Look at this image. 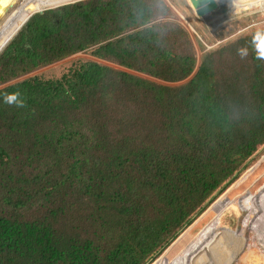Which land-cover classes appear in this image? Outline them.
Instances as JSON below:
<instances>
[{
	"label": "trees",
	"instance_id": "trees-1",
	"mask_svg": "<svg viewBox=\"0 0 264 264\" xmlns=\"http://www.w3.org/2000/svg\"><path fill=\"white\" fill-rule=\"evenodd\" d=\"M71 1L36 0L0 24V264H151L264 143V28L198 61L164 0L28 20ZM78 52L128 70L79 59L12 82ZM227 234L209 222L156 264L208 260Z\"/></svg>",
	"mask_w": 264,
	"mask_h": 264
},
{
	"label": "rangeland",
	"instance_id": "rangeland-1",
	"mask_svg": "<svg viewBox=\"0 0 264 264\" xmlns=\"http://www.w3.org/2000/svg\"><path fill=\"white\" fill-rule=\"evenodd\" d=\"M29 1L31 0H13L3 8L1 6L0 17L15 7L22 8ZM81 1L85 0L67 2L61 4V7ZM217 1L219 3V8L216 12L200 17L191 7L188 0H164L172 10L176 20L190 33L198 61H200L203 53L202 46L207 49L217 48L239 36L249 34L256 29L264 28V5H255L251 7L242 0H238V2L244 4L247 9L232 11L226 0ZM0 4L2 5V3ZM36 4L38 5L36 0L31 1L25 8H23V11L27 10L31 12L30 7L35 6ZM45 8L40 9L42 12H38L40 10L34 11L32 16L38 13L44 14L47 11ZM54 9L58 8L55 7ZM32 16L28 18V20H30ZM28 20L16 32V34L26 25ZM79 59H92L125 69L112 62L98 59L89 52H78L49 65L40 67L13 80L12 82L35 75L45 77L60 76L74 61ZM262 187H264V143L260 145L251 156L249 167L239 176V178L235 180L220 196H218L151 264H156L159 258L163 257L162 259H165L166 257L171 256L177 249H182L181 243L193 238L205 225L212 220L220 219L221 216V227L229 229V234L220 238L218 247H213L214 258L212 254L208 256L210 257L208 260L196 261L195 255H191V264H212L213 259L215 260L218 258L216 257V253L221 254V258L222 255L225 256L223 258V261H225L224 264H264V236H261V233H259L261 232V229L264 228H262L263 225L261 227L259 220L255 219L251 213L254 207L253 204H251V202L244 203L243 199L245 194L249 192L257 193ZM225 197L239 199L231 201ZM215 203H217V207L213 211L212 207ZM257 209L263 211L259 205H257ZM256 223L257 226L254 227L253 225ZM252 228H257L258 231ZM233 231L238 233L234 235ZM261 249H263V251ZM179 262L180 261H178V263Z\"/></svg>",
	"mask_w": 264,
	"mask_h": 264
},
{
	"label": "bare ground",
	"instance_id": "bare-ground-1",
	"mask_svg": "<svg viewBox=\"0 0 264 264\" xmlns=\"http://www.w3.org/2000/svg\"><path fill=\"white\" fill-rule=\"evenodd\" d=\"M31 1H33V0H31ZM31 1L27 2L22 8L15 7L13 9H11L10 11H8L6 14H4L2 17H0V24L3 23L4 21H6L7 19L11 18L12 16L16 15L17 13H20L21 11H23V8H25L27 6V4L30 3ZM242 1L251 7L255 6V5H264V0H242ZM58 5H61V4H58ZM52 6H57V5L41 6L40 8L42 9L45 7H52ZM225 198L228 200H231V201H235V200L239 199V198H228V197H225ZM243 199H244V203L251 202V204H253L254 207H253L251 213L253 214V217L255 219L259 220L261 227L263 225L262 228H264V187H262L257 193L249 192V193L245 194L243 196ZM257 205H259L262 208L261 210H263V211H259L257 209ZM221 218H222V216H221ZM221 218L220 219L218 218V220H212L211 222L221 221ZM253 226L254 227L257 226V223L254 224ZM252 229L257 230V228H252ZM237 233H235L233 231L234 235ZM259 233H261V236H264V229H261V232H259ZM261 250L263 251V249H261ZM257 253H259V252H257ZM216 255H217L216 257H218V258H216L215 260L213 259L212 264H224L225 261H223V258L225 256L222 255V258H221V254L216 253ZM214 256L215 255L213 254V258H214Z\"/></svg>",
	"mask_w": 264,
	"mask_h": 264
},
{
	"label": "water",
	"instance_id": "water-1",
	"mask_svg": "<svg viewBox=\"0 0 264 264\" xmlns=\"http://www.w3.org/2000/svg\"><path fill=\"white\" fill-rule=\"evenodd\" d=\"M191 7L195 10V12L197 13L198 16L202 17L212 11H215L218 7H219V3L217 0H188ZM62 5H57V6H52V7H48L45 8L46 10L49 9H54L55 7L57 8H61ZM38 12H42V10L38 11ZM34 13V12H33ZM32 13V14H33ZM32 14H30L29 18L32 16ZM8 44V43H7ZM6 44V45H7ZM5 45V46H6ZM4 46V47H5ZM3 48V47H2ZM1 48V49H2ZM0 49V50H1Z\"/></svg>",
	"mask_w": 264,
	"mask_h": 264
},
{
	"label": "snow or ice",
	"instance_id": "snow-or-ice-1",
	"mask_svg": "<svg viewBox=\"0 0 264 264\" xmlns=\"http://www.w3.org/2000/svg\"><path fill=\"white\" fill-rule=\"evenodd\" d=\"M12 99H14V97H9V100L11 101Z\"/></svg>",
	"mask_w": 264,
	"mask_h": 264
}]
</instances>
